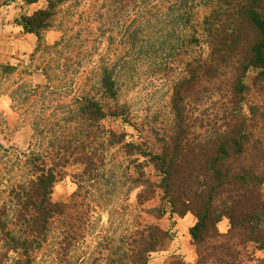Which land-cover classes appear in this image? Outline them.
<instances>
[{
	"label": "trees",
	"instance_id": "trees-1",
	"mask_svg": "<svg viewBox=\"0 0 264 264\" xmlns=\"http://www.w3.org/2000/svg\"><path fill=\"white\" fill-rule=\"evenodd\" d=\"M63 1H47L45 9L16 23L33 34L40 46L42 33L52 27L55 8ZM37 2L24 0L26 5ZM153 22L152 34L142 39L145 47L139 52L153 56L154 66L167 72H173V58H179L182 76L172 88L171 104L177 118L174 134L160 155H150L151 164L162 176L160 188L171 212L178 216L191 212L197 220L189 229L197 264H234L236 246L252 243L264 250V141L242 108L249 93L248 72L255 71L253 86L264 83V0H165L163 7L155 6ZM63 37L53 50L60 44L61 49L69 45L70 38ZM14 72L15 67L0 65L1 77ZM42 72L45 83L17 82L9 94L15 109L31 119L33 136L28 150L21 153L0 145V245L19 255L36 249L57 219L70 232L66 220L72 208L51 201L58 170L73 161L100 162L94 144L105 134L102 121L125 117L118 105L106 112L92 96L115 98L114 66L100 65L94 76L96 85L92 89L85 85L79 93L65 83L58 85L63 82L53 80L57 78L54 73ZM221 92L222 106L213 125H201L199 134L190 132L184 97L203 99ZM260 118L264 120V114ZM222 219L229 221L227 234L218 231ZM146 233L151 243L148 253L169 239L156 226ZM70 239L65 233L63 243ZM205 244L206 260L200 252Z\"/></svg>",
	"mask_w": 264,
	"mask_h": 264
},
{
	"label": "rangeland",
	"instance_id": "rangeland-1",
	"mask_svg": "<svg viewBox=\"0 0 264 264\" xmlns=\"http://www.w3.org/2000/svg\"><path fill=\"white\" fill-rule=\"evenodd\" d=\"M47 1L57 0H38L31 5L24 0H0V65L15 67L11 76H0V145L21 153L28 150L33 136L31 119L15 109L9 94L17 82L45 83L42 70L54 73L57 78L53 80L63 82L58 85L65 83L79 93L85 85L88 89L96 85L94 76L100 65L114 66L115 98L92 96L106 112L118 105L125 117L102 121L105 134L94 144L100 162L95 159L86 165L73 161L58 170L51 201L72 208L66 220L70 232L57 219L28 255L8 253L0 245V264H145L153 253L169 250L172 242L197 222L191 212L181 216L171 212L160 188L162 176L151 164L150 155H160L174 134L177 118L171 104L172 88L182 76L179 58H173V72H167L154 66L153 56L139 52L145 47L142 39L152 34L155 6L163 7L165 0H64L55 8L52 27L42 33L39 46L36 37L25 33L16 20L45 9ZM65 35L70 38L69 45L61 49L60 44L53 50ZM254 76L251 70L246 76L249 93L242 108L264 141V120L260 118L264 114V83L253 86ZM223 94L184 97L190 132L199 134L201 125H213ZM109 133L117 135L115 140ZM261 190L264 197V184ZM221 221L220 229L226 225L229 231V221ZM154 226L166 231L169 239L148 253L151 243L146 230ZM65 233L71 237L66 244ZM188 237L189 242H184L193 246L190 251L197 264V249ZM206 248V244L200 248L205 260ZM236 248L234 264H264V250L255 244ZM182 257L180 252L164 264H187Z\"/></svg>",
	"mask_w": 264,
	"mask_h": 264
},
{
	"label": "crops",
	"instance_id": "crops-1",
	"mask_svg": "<svg viewBox=\"0 0 264 264\" xmlns=\"http://www.w3.org/2000/svg\"><path fill=\"white\" fill-rule=\"evenodd\" d=\"M224 224L222 221L218 223L217 228L219 230V232L221 234H224L228 231V226L225 225L224 230L220 229V226ZM193 226V225H192ZM191 227H189L190 229ZM189 229H187V233L185 232V236L182 237V235H179V238L182 237V243L180 245H178L179 242V238H176L171 245V248L169 250H165V251H161V252H157V253H153V255L151 257L148 258L147 264H164L165 260H168V257L173 256L175 254H179L180 252L182 253L183 257L182 260L187 263V264H194V257L192 255V251H190V249L193 247L184 242L185 240H187V242H189V237H188V233H189ZM184 234V232H183ZM185 243V244H184ZM178 246H181V249L178 250ZM177 250V251H175Z\"/></svg>",
	"mask_w": 264,
	"mask_h": 264
}]
</instances>
